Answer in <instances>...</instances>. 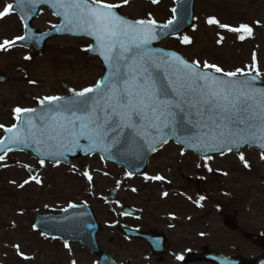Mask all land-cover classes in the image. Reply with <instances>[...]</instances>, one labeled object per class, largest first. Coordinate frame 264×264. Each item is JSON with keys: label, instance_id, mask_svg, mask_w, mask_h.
<instances>
[{"label": "rangeland", "instance_id": "obj_1", "mask_svg": "<svg viewBox=\"0 0 264 264\" xmlns=\"http://www.w3.org/2000/svg\"><path fill=\"white\" fill-rule=\"evenodd\" d=\"M175 1L129 0L124 4L123 0H103L121 5L119 10L128 18L154 19L161 24L172 19ZM9 3L12 4L10 0H0V11ZM195 6L194 30L163 47L199 61L202 68L207 61L226 72L237 69L258 72L264 79V0H197ZM41 13L34 21L40 31L57 24L51 13L46 10ZM212 17L230 27L248 25L252 34L209 25L207 20ZM23 29L19 17L13 13L0 19V44L21 37ZM241 34L246 36L243 41L238 38ZM185 36L191 44L182 42ZM47 45L44 54L9 47L0 50V76L3 74L10 80L0 84V125L15 118L16 107L34 108L46 96L78 92L95 85L102 76L100 61L84 54L90 45L88 40L55 39ZM242 156L244 160L234 153L202 159L185 155L180 147L169 144L151 158L145 176H162V180L125 179L119 167L92 157L80 161L93 177L92 182L73 169L41 166L30 154L8 156L0 162V264H73V261L96 264L98 259L87 248L77 244L63 246L32 228L35 214L60 213L73 204L92 208L103 226L97 236L101 247L119 264H126L129 256L133 258L132 264L148 261L142 248L128 253L123 247L118 229L128 222L170 236H186L199 251L207 247L225 256L254 260L264 251L243 235L264 238V155L245 149ZM29 165L40 169L36 179L40 184L26 174ZM25 180L31 182L21 188ZM120 183L122 188L115 205L108 204L105 192ZM165 192L167 196L163 195ZM201 196L205 199L200 200ZM127 204L143 209V219L135 223L123 218L119 209ZM225 214L237 220L236 232L223 227L221 220ZM16 245L19 253L29 259H23Z\"/></svg>", "mask_w": 264, "mask_h": 264}, {"label": "snow or ice", "instance_id": "obj_2", "mask_svg": "<svg viewBox=\"0 0 264 264\" xmlns=\"http://www.w3.org/2000/svg\"><path fill=\"white\" fill-rule=\"evenodd\" d=\"M24 2L34 5L37 0H21V3ZM128 2L123 0L124 4ZM152 2L158 3L159 0ZM53 6L64 9L66 26L82 28L95 37L108 74L93 87L78 92L72 90L73 96L78 99L44 97L39 101L44 111L39 113L36 108L16 107V119L23 121V127L14 125L5 128L8 135L0 140V151L11 150L8 145L26 143L38 136L41 137L40 143L55 140L59 147L68 151L82 148L91 152L97 147L108 151L105 141L111 138V144L115 145L126 129L141 138L153 135L151 130H154L160 142L167 143L166 130L175 133L180 124H191L193 118H199L193 127L206 123L216 131L214 140L249 143L259 139L264 147V91L254 89L247 79L220 80L203 69L233 78L238 73L244 76L248 73L241 69L226 72L207 61L201 68L199 61L190 63L174 53L164 54L171 56L170 60L154 58L148 45L156 38V21L141 19L132 22L125 19L113 11L121 7L119 4L105 3L103 0H92L91 3L88 0H55ZM12 10L13 4H6L4 10L0 11V19L10 15ZM174 23L169 20L163 27ZM207 23L234 33L252 34V28L248 25L230 27L214 17L209 18ZM238 38L243 41L246 36L241 34ZM16 39L25 38L21 36ZM223 39L221 36L220 41ZM15 42L4 40L0 50H9L8 46ZM182 42L192 43L187 36L183 37ZM37 120L42 127L37 125ZM0 128L4 126L0 125ZM80 139L88 141L87 147L79 143ZM193 139L201 138L186 132L185 142ZM3 159L0 156V160ZM240 159L244 160V157L241 155ZM40 164L43 166L44 160L41 159ZM245 167L249 165L245 163ZM208 170L212 171L211 168ZM84 175L92 182L90 174L85 172ZM128 175L131 177L132 174ZM145 178L164 179L162 176ZM31 179L37 184L41 183L34 176ZM30 182L25 180L20 187ZM163 195L167 196L168 193ZM204 199L200 197V200ZM16 248L19 253V245ZM19 254L23 259H29L23 253ZM177 258L183 259L182 256Z\"/></svg>", "mask_w": 264, "mask_h": 264}, {"label": "water", "instance_id": "obj_3", "mask_svg": "<svg viewBox=\"0 0 264 264\" xmlns=\"http://www.w3.org/2000/svg\"><path fill=\"white\" fill-rule=\"evenodd\" d=\"M195 1L196 0H178L175 4L176 11L174 12L175 23L173 25H168L167 28L163 27L167 24H156L155 35L156 38L151 40L148 45V49L151 51L154 58L163 57V59L170 60L171 56H164L165 53H174L181 58L184 57L177 51L168 50L161 48L160 46L172 39L173 37L180 36L184 32L191 31L194 29L195 24ZM13 12L18 14L25 25V36L23 40H18L14 45L10 47H25L33 48L37 51L44 52L46 48V42L55 39V37H65L69 36L72 38H89L92 45L86 50L85 54L87 57L91 58H100L104 68V76L108 74V67L104 62L103 56L101 55V49L95 37L90 35L86 30L82 28H75L72 26H66L64 19V9L54 7L55 0H37L33 4L27 2L21 3V0H12ZM91 3L90 0H88ZM46 7L48 8L53 15L59 18L60 24L55 26L53 29L45 31L44 33L38 32V30L33 26L32 22L40 15V10ZM113 11L122 16L117 9ZM127 19V18H125ZM132 22L136 20L128 19ZM186 60V59H184ZM188 61V60H186ZM190 62V61H188ZM191 63V62H190ZM210 74L216 76L220 80H249L252 82V87L257 90L264 91V79L260 78L255 74L237 75V77H225L222 73H216L212 70ZM102 77V78H103ZM101 78V79H102ZM4 77H0V83L5 82ZM70 99H78L74 96H68ZM51 107V106H49ZM37 113L44 111L39 105L36 107ZM70 115V114H69ZM82 115V113H80ZM197 119L193 118L192 123H182L177 127L175 133L170 130H166L165 137L167 143L160 142V137L155 134L154 130H151L153 135H149L146 138H141L140 136L135 135L130 130H124V134L119 138L118 142L115 145L111 144V138L105 141V144L108 146V151L101 150L100 147H97L91 152H86L82 148H76L73 151H68L64 147H59L55 140L47 141V143H40L39 140L41 137L36 139H29L26 143L21 144H12L7 147L11 150L0 151V156H5L7 153L23 151H29L37 159H42L51 163H65L68 165L72 164V160L79 157H92L93 155H99L103 161L109 164H116L126 169L133 176L139 175L143 176L145 174L148 161L150 157L157 152V150L166 146L169 142L173 141L177 146L183 148L185 154L192 152L194 155L203 158H211V156H222L223 154H231L234 152L238 156H241L245 148L251 150H258L261 154H264V147L261 146L262 142L259 139L251 141L249 143H243L242 141L237 143L235 141L223 142L219 140H214L216 136V131L210 129L206 123H202L197 127H193L196 124ZM38 126L40 122L36 121ZM18 127H23V121H20L17 125ZM42 127V126H41ZM186 132L191 133L193 137L199 136L201 139H193L191 142H185ZM5 137L8 133L5 131ZM155 136V139H153ZM46 139V137L44 138ZM79 143L87 147L88 141L85 139H80ZM60 153H63L62 155ZM82 171H86L84 167H78ZM36 176V172L32 173ZM117 195V189L109 191L107 194V199L110 203H113ZM121 214L125 216H133L138 218L141 214L140 211H136L133 208L127 207L121 210ZM36 228L43 232L46 236L51 239L62 240L66 244L71 242H78L82 246L87 247L91 252L100 258L97 264H115L113 260L106 254L99 246L97 241V234L101 231V226L97 222L96 216L93 215L92 210L87 206H75L71 207L62 214H41L36 216ZM223 225L226 226L231 231H236L237 229V220L230 216H224ZM120 232L127 237H135L137 239H142L152 246L154 253H161L160 249L154 245L156 242L160 241V238L154 237L150 234H144L140 231L121 227ZM153 236V237H152ZM246 239L252 241L255 245L259 246L264 251V238L260 236H254L247 234L244 236ZM162 240V238H161ZM195 261H206L213 264H264V255L258 257L256 260H248L241 257H222L216 253H211L205 251L204 255L189 254L188 260L186 263H194Z\"/></svg>", "mask_w": 264, "mask_h": 264}, {"label": "flooded vegetation", "instance_id": "obj_4", "mask_svg": "<svg viewBox=\"0 0 264 264\" xmlns=\"http://www.w3.org/2000/svg\"><path fill=\"white\" fill-rule=\"evenodd\" d=\"M16 124V117L10 120L9 124H5L4 127H13ZM1 138V135H0ZM14 156V155H12ZM130 180H136V178L129 177ZM141 180V179H138ZM120 186V185H119ZM121 188V186H120ZM144 216L139 218L138 220H132L128 219V221L132 222H138L143 219ZM128 225L135 228L140 229L144 232L150 233L151 231H154L156 236L161 237L159 242H156L154 245H156L163 253L161 255H154L152 254L151 245L147 244L143 240H135V239H125L124 237H121L123 239V247L127 250V252H133L137 247H140L144 250L146 253L145 256H147L148 261L147 264H184L183 260L186 256V254L190 252H201L199 250L195 249L194 242L190 239H188L186 236L182 237H175L170 236L168 234H165L162 231H157L156 229H146L144 226L141 225H135L130 222H128ZM182 256L183 259H178L177 257ZM133 258L129 256V258L126 259V264H132ZM195 264V263H194ZM202 264V263H201Z\"/></svg>", "mask_w": 264, "mask_h": 264}]
</instances>
